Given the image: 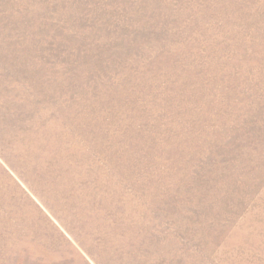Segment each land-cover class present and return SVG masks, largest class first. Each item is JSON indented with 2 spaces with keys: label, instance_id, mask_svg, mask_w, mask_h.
<instances>
[{
  "label": "rangeland",
  "instance_id": "374dc122",
  "mask_svg": "<svg viewBox=\"0 0 264 264\" xmlns=\"http://www.w3.org/2000/svg\"><path fill=\"white\" fill-rule=\"evenodd\" d=\"M0 264H264V0H0Z\"/></svg>",
  "mask_w": 264,
  "mask_h": 264
}]
</instances>
